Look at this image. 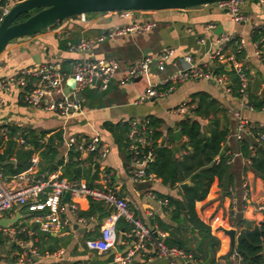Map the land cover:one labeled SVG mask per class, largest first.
<instances>
[{
    "label": "crops",
    "instance_id": "crops-1",
    "mask_svg": "<svg viewBox=\"0 0 264 264\" xmlns=\"http://www.w3.org/2000/svg\"><path fill=\"white\" fill-rule=\"evenodd\" d=\"M12 1L17 2L19 0ZM240 11L248 16L247 21L234 23L230 19L228 11L217 7L215 4L184 9L134 11L129 19L120 18L115 14L97 13L96 16L88 17L86 24L79 22L78 18L67 20L64 27L49 28L19 39L15 43H10L0 55V78L22 68L40 63L58 64L65 74L70 75L75 62L84 59H113L121 67H124L145 56L153 58L166 48L174 49L173 56L166 63L163 70H158L155 67L150 68L147 74L129 83L119 82L118 78L113 79L105 91H100L91 86L84 89L83 114L75 117L86 121V125L83 128H78L76 135L72 134L71 136L90 137L97 135L109 147L107 155L99 161L95 162L91 156L86 155H82L77 160L82 171L89 173L88 177L83 175L81 178L90 185H97L99 168L105 167L107 171L112 173L118 192L127 200L134 215L148 226L160 229L156 222L151 223L154 217L157 216L166 223L171 224V222L168 219V213L163 209L166 202L158 199L155 193L179 197L178 188H170L162 184L160 178L158 181L131 180L128 174L130 157L126 145L119 146L113 133L104 126V123L128 122L131 119L150 121V118H157L162 121L157 130L163 134L162 139L157 141L162 143L166 139L167 129L171 128L173 132L179 130L177 123L186 118L187 113H190L188 117H193V111L179 114L176 108L188 98L193 99L196 107L198 99L194 95L200 92L206 93L217 105L215 117L218 119L220 126L227 129V135L222 142V149L230 158L228 173L231 180L226 181L223 191H221L218 181L215 180L207 197L196 202L195 208L197 216L203 222L211 225L213 235L216 232L222 234V237L220 236L221 243L223 237L227 238L226 250L224 252L220 251V248L217 250L218 257H220L232 246L227 230H235V244L238 231L241 228L253 227L264 217L263 213L256 210L258 204H264V179L250 170V158L241 154L240 140L235 137L238 122L237 115L251 125H264V109H256L252 106L251 102L248 101L247 91L244 97L240 98L236 94L227 93L223 86L216 84L214 81L202 78L188 79L177 84L171 92L159 98H150L141 102H137V100L151 83L166 80L175 70L183 68L186 65L185 57H190L191 61L196 64L209 62L210 54L216 48L215 40L222 33L234 34L236 38L244 40L243 52L238 59L242 61L249 77V90L260 97L264 91V51L262 50L263 53L260 56L255 54L252 36L254 30L264 27V0H243ZM148 20L156 21L157 25L147 33L127 32L123 34L115 32L112 34L113 31L128 25L132 21L142 22ZM209 24L212 25L211 28L207 27ZM67 37H79V41L92 40L93 42L87 50H72L69 45L78 42L71 43L67 41L63 45L60 43L61 40ZM100 37H103V39L99 40ZM234 45H237V43H230L227 46L228 53L235 54L233 52ZM226 70L229 71L228 67H226ZM226 73L230 76L232 84H236L235 81H232L234 76L231 71ZM140 82H144V86H140ZM86 90L106 92L104 103H96L95 100L87 96ZM0 95L4 99V104L0 107V126H7L9 129L13 126L18 127L17 132L31 129L39 133L41 131L34 127L40 125V117L61 116L56 113L27 107L21 102L18 90L13 89L10 92H2ZM57 96H59V93H57ZM199 122L202 129L207 132V119H199ZM58 131H62V137L64 127L47 131L48 133L42 138V142H46L49 136H53ZM243 138L250 140L252 143L255 142L246 135ZM182 140L184 141L186 138L182 136ZM124 143L127 142L124 141ZM6 145L7 142L1 141L0 154L3 153ZM18 147L20 146L16 144V148ZM29 147L27 149H32L31 145ZM181 148L188 149L181 146L176 151V156L180 152H185ZM69 154L66 150L62 157L57 158L56 156L53 161L55 167L51 173H49V169L52 163L44 172L40 173V168L46 167L47 163L42 161L40 164V154L35 151L32 156H36L39 160L37 176L47 177L51 174L62 176L63 167L68 161ZM12 158H15L14 154L9 158L7 157L8 160L5 162L14 163ZM59 160H62V164L58 163ZM96 163H98V166L95 167ZM94 174L95 176H93ZM5 176L10 177L11 175L7 174ZM148 193H152L153 196H149ZM230 197L234 201V215L231 216V219L228 218L226 213V205ZM63 201L68 202L69 197H64ZM77 202L81 214L87 219V223L85 225L73 223L66 226L59 233L36 230V235L30 241L41 255L35 258L32 264H77L86 261H94L98 264H114L113 259L110 262L109 258L111 255L114 258L119 253L116 248L107 253L99 254L95 251H89L85 246L87 240L100 236V229L105 218L111 212L110 208L100 202L83 198L78 199ZM92 202L96 209L95 214L85 215L84 213L90 210ZM28 212L26 207H16L14 212L6 215V217H14L18 213L17 222L22 223L28 218ZM240 219L244 222L238 225ZM34 225L31 224L32 227ZM126 231L120 228L117 232L118 243L123 245L122 248H119L120 253H123L129 247L127 237L124 234ZM49 234L54 239L48 238L47 235ZM189 240L188 237L187 242ZM221 243L219 247H221ZM50 245L56 246V249L48 251L47 247ZM19 249L18 246L11 245L12 252ZM0 264L14 263L6 258H1ZM125 264H167V260L154 256L148 251H140L131 262ZM193 264H197L196 261Z\"/></svg>",
    "mask_w": 264,
    "mask_h": 264
},
{
    "label": "built area",
    "instance_id": "built-area-1",
    "mask_svg": "<svg viewBox=\"0 0 264 264\" xmlns=\"http://www.w3.org/2000/svg\"><path fill=\"white\" fill-rule=\"evenodd\" d=\"M20 1V0H19ZM243 0H223L215 4L221 9H226L230 19L234 23L245 22L248 16L240 11ZM18 2V1H17ZM12 0H5L0 3V22L10 7L15 4ZM134 10H113L105 11L106 14H115L120 18L129 19ZM78 21L87 23L88 17L85 13L77 16ZM154 20L136 22L132 21L128 25L113 31V33L135 32L139 34L147 33L156 27ZM211 28L212 25H208ZM264 33V27L260 28ZM102 40L103 37L98 38ZM236 39L234 34H220L215 40L216 48L210 54L209 62L204 64L193 63L190 57H185L186 65L175 70L166 80L151 83L147 90L142 93L137 102L150 98H159L171 92L177 84L188 79L202 78L214 81L224 87L229 94H236L244 97L249 77L243 67L242 61L233 53L227 52V46ZM92 40H82L77 44H70L72 50H87L92 45ZM237 47L242 49L244 40L237 38ZM259 44L264 48V36L259 41L254 42L255 54H262ZM174 49L166 48L159 52L155 57L145 56L137 59L128 65L121 67L113 59H84L75 62L73 71L70 75L65 74L58 64L40 63L35 66L22 68L6 77L0 78V93L18 90L21 102L27 107L39 109L45 112L59 114L65 119L73 118L83 114V91L88 86L105 91L113 79L119 82L129 83L134 79L147 74L152 63L158 70H163L166 63L173 56ZM225 65L235 77L237 88L234 90L230 76L226 72H215V63ZM73 80L74 86L67 94L63 88L68 81ZM59 93V96H57ZM4 104V99L0 95V107ZM250 106V105H249ZM252 107V106H250ZM195 108L193 99L188 98L181 103L176 111L179 114L192 112ZM264 109V107H262ZM238 122L235 137L242 140L246 135L255 143L260 144L264 141V125H251L246 120L237 115ZM129 131L127 133L126 150L129 154V177L133 181L153 180L159 178L147 172V164L153 157L152 127L148 120L139 121L131 119L128 121ZM263 128V131H259ZM0 136L2 142L14 141L18 146L25 149L30 148L25 132H15L11 134L9 127L0 126ZM67 152L75 153L76 160L82 155L91 156L93 161L104 158L109 147L97 135L90 137H73L66 141ZM15 162V158H12ZM38 158L31 156L29 166L16 174L6 177L0 171V219L12 214L14 209L26 207L28 218L25 222H15L3 227L0 224V259L6 258L14 264H32L33 260L41 254L32 245L30 239L36 235V230L31 224H37L39 230L47 233L62 232L66 226L73 223L85 225L87 219L81 214L78 199L83 198L89 201L100 202L106 207H112V211L107 215L100 229V236L87 240L85 243L89 251L99 254L115 250L117 246V222L121 218L127 223L128 229L124 233L127 237L129 247L124 253H118L113 258L114 264H125L132 261L134 256L140 251H148L154 256L165 258L167 264H186L194 262L192 255L183 248L168 246L165 243L167 233L156 228L150 227L140 218L136 217L127 200L120 195L115 185L112 173L105 167H100L97 177V185H90L82 178H66L59 174H51L47 177L37 176ZM69 193V201L64 202V194ZM153 196L152 193H148ZM232 215H234V201L230 197ZM256 210L264 214V204L256 206ZM12 218V217H9ZM18 246L16 252L11 251V245ZM231 259L236 261L235 252ZM77 264H98L94 261L79 262Z\"/></svg>",
    "mask_w": 264,
    "mask_h": 264
},
{
    "label": "trees",
    "instance_id": "trees-1",
    "mask_svg": "<svg viewBox=\"0 0 264 264\" xmlns=\"http://www.w3.org/2000/svg\"><path fill=\"white\" fill-rule=\"evenodd\" d=\"M4 2L5 0H0V3ZM38 10L39 9H33L21 13L14 22L24 20ZM97 13H105V11L91 12L90 14ZM76 18L77 16L68 20H75ZM262 36H264V33L260 28L254 30L252 41L257 42ZM79 40V37H67L61 40L60 43L62 45L67 41L77 43ZM236 41L237 38L230 43L234 44ZM259 48L264 51V48H262L260 44ZM233 52L236 57L239 58L243 51L242 49H238L237 45H234ZM214 67L217 73L229 72L226 70L225 65L218 64L217 62L214 64ZM232 86L234 90L237 88L236 84H232ZM194 97H197L198 102L193 109V117L183 118L177 123V128L181 135L186 138L189 146V149L181 148V150L184 149L185 152H180L178 156H176L177 152L173 153L175 142L173 129H167L165 135L166 139L164 143H161L157 140L162 139L163 134L161 131L157 130V127L160 126L162 121L157 118H150L149 126L153 128L151 136L154 139L152 144L154 157L148 162L146 170L160 178L162 184L170 188H178L179 194V197H175L172 195L155 193L158 199L166 202L163 209L168 213V219L171 224L164 222L157 216L152 219L151 223L156 222L158 227L168 234L165 239V243L168 246L183 248L192 255V258L197 264H222L219 261L220 258L225 260V264H264V217L253 227L241 228L238 231L236 243L232 245L224 255L216 257L220 240L212 234L211 225L203 222L197 216L195 208L196 202L202 201L207 197L215 180L218 181V185L221 191H223L226 181H230L231 176L228 173V161L230 158L222 149V142L227 135V129L221 127L218 119L215 117L217 105L206 93L200 92L195 94ZM247 97L254 108L259 109L264 107V91L259 97L248 88ZM210 115H212V117H210ZM199 119H207V132L202 129ZM104 126L113 133L119 146L126 145L124 141L127 142L126 135L129 131L128 122H105ZM18 129L19 128L15 126L11 127V134L17 132ZM259 131H263V128H259ZM23 132L26 133L27 142L32 146V149H24L22 146L16 148L14 141H7L5 150L0 154V171H2L4 175H12L25 170L30 164L32 154L38 150H40V164L42 161H46L47 163L46 167L40 168V173L44 172L56 158L58 153L57 146L62 138L60 131L56 132L53 136H49L46 142H42V138L48 133L47 131L38 133L28 129L23 130L22 133ZM1 141L2 137L0 136V144ZM55 141H57V143H55ZM239 142L241 154L250 158V170L255 175L264 179V141L257 144L243 138ZM221 151H223V153L219 155ZM12 154H14L16 161L14 163L5 162L8 160L6 158L11 157ZM76 156L77 154L75 153L69 154L68 161L63 167V177L81 178L83 175L85 177L89 176L88 172L85 173L82 171L79 162L76 159L74 160ZM58 163L62 164V160H59ZM93 176H95V174ZM183 182H188V184L181 189L179 188V184ZM93 204L92 202L90 210L84 213L85 215L95 214L96 209ZM226 211L228 218L231 219L232 208L230 198H228ZM243 222L244 221L240 219L237 224L239 225ZM33 227L35 230H39L37 224ZM190 227L196 230L195 234L190 231ZM120 228L124 230L128 229L127 223L121 218L117 222V229ZM184 232L191 233L196 241L194 247L190 245L185 247L188 242H184ZM47 236L50 239H54L51 234ZM117 244L119 248H122L123 245L118 243V237ZM226 248L227 238L223 237L220 251L224 252ZM55 249L56 246L54 245L47 247L48 251H53ZM124 252L125 251H123V253ZM234 252L236 254L235 262L231 259V255ZM112 259L113 255H111L109 261L111 262Z\"/></svg>",
    "mask_w": 264,
    "mask_h": 264
},
{
    "label": "water",
    "instance_id": "water-1",
    "mask_svg": "<svg viewBox=\"0 0 264 264\" xmlns=\"http://www.w3.org/2000/svg\"><path fill=\"white\" fill-rule=\"evenodd\" d=\"M217 1L223 0H20L10 7L0 22V55L11 41L52 28L62 21L76 17L82 13L113 10L157 11L163 9H184L212 4ZM33 9L39 10L22 21L14 22L21 13ZM153 67L154 63L151 65V68ZM232 81H235V77ZM73 86V80L68 81L63 88V92L67 94ZM186 116H190V113H187ZM173 136L175 139L173 153L178 151L181 146L189 149L187 140H182L179 130H175ZM222 153L223 151L219 155ZM96 166H98V163L95 164ZM54 167L55 164L52 163L49 173L52 172ZM187 184L188 182H183L179 184V187L183 189ZM64 197L68 198L69 193H65ZM109 208L112 211V207ZM18 216V213H16L12 218H1L0 224L3 227H7L8 224L15 223ZM190 231L196 233L193 227H190ZM226 232L230 237V245H234L235 230L229 229ZM115 248L120 252L118 246ZM186 264L193 263L187 262Z\"/></svg>",
    "mask_w": 264,
    "mask_h": 264
},
{
    "label": "rangeland",
    "instance_id": "rangeland-1",
    "mask_svg": "<svg viewBox=\"0 0 264 264\" xmlns=\"http://www.w3.org/2000/svg\"><path fill=\"white\" fill-rule=\"evenodd\" d=\"M86 15H87V17H91V16H96L97 14L87 13ZM65 21H62L61 23L57 24L56 27L57 28H59L60 26L64 27ZM16 41L17 40L11 41V43H15ZM139 85L144 86V82H140ZM85 92H86L87 96L92 98L93 100H95L96 103H99V104H101L102 102L104 103V97L106 95V92H100L98 90H89V91L86 90ZM39 123H40L39 126L34 127L35 129H37L39 131H50V130H53L55 128L62 129V127H64V134L61 138L59 145L57 146V151H58V154L56 155L57 158L62 157L66 153V150H67L66 141L69 139V137L72 134L76 135L78 128H83L86 125V121L81 120L80 118L73 117V118L65 119V117H63V116H52V117H42V118L40 117ZM37 152H40V151L38 150ZM213 227H214V225H213ZM189 234L191 235L190 232L189 233L188 232L183 233V239H184L185 243L187 242L188 237L190 239L188 244L186 243L185 247H188L189 245L191 247H194L196 241L192 237V235L190 236ZM187 235H189V236L187 237ZM215 236L216 237L219 236L218 238L220 240V236L222 237V234L219 232H216ZM220 243H221V240H220ZM219 255H221V254H219ZM216 257H218L217 252H216ZM219 261L222 264H225L224 259L220 258Z\"/></svg>",
    "mask_w": 264,
    "mask_h": 264
}]
</instances>
